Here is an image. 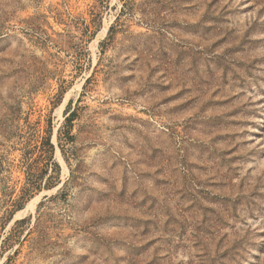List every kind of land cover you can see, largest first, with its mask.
Here are the masks:
<instances>
[{
  "label": "rangeland",
  "instance_id": "obj_1",
  "mask_svg": "<svg viewBox=\"0 0 264 264\" xmlns=\"http://www.w3.org/2000/svg\"><path fill=\"white\" fill-rule=\"evenodd\" d=\"M22 218L0 264H264V0H0Z\"/></svg>",
  "mask_w": 264,
  "mask_h": 264
},
{
  "label": "trees",
  "instance_id": "obj_2",
  "mask_svg": "<svg viewBox=\"0 0 264 264\" xmlns=\"http://www.w3.org/2000/svg\"><path fill=\"white\" fill-rule=\"evenodd\" d=\"M73 112L74 111H71L65 116L64 124L61 125L62 129L60 128L59 132H58V139H60L59 138V133H61V136L65 140H71L72 135H70V133H69L70 131L68 130V128H69V126L71 124V121H72ZM43 147H46V148H44V152H46V151L48 152V155H47V158H46L47 159L46 166H49L51 164V166L53 168H55V172H54L53 168H51V172L57 174V171H58L59 167H58L57 163L54 160H52V144L48 141V138L46 140V143H44ZM47 177L50 178V180L53 178V176L50 175V174ZM24 221H25V218H22V219H17V220H15L13 222V224H15V228L13 230H11L9 232V234L7 235V237L3 238L2 241H1L0 247H2L1 248L2 250H5V249H7V247H9V242L8 241L13 239L14 236H17V234H16L17 225H19V223H23ZM4 242L6 243V246H5V244L3 245ZM15 251H16V249H14L12 255L15 253ZM10 258H11V255L7 256V258L3 262V264H8Z\"/></svg>",
  "mask_w": 264,
  "mask_h": 264
},
{
  "label": "bare ground",
  "instance_id": "obj_3",
  "mask_svg": "<svg viewBox=\"0 0 264 264\" xmlns=\"http://www.w3.org/2000/svg\"><path fill=\"white\" fill-rule=\"evenodd\" d=\"M105 31H106V28H105V26H104V27L101 29V31L99 32V34H97V35H100L101 33H104ZM94 42H96V40H94ZM53 140H54V137H53ZM56 155H57V159L59 160V162H60L61 165H62L63 170H66V167H65V165H64V163H63V160L60 158L57 149H56ZM37 199H38L37 196L31 198V200L28 201V203L25 205V208H23V209H21V210H18V211L15 213L14 217H19L21 214L25 213V212L27 211V209H33V207H34V205H35Z\"/></svg>",
  "mask_w": 264,
  "mask_h": 264
}]
</instances>
